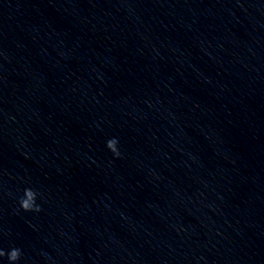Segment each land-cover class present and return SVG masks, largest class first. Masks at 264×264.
<instances>
[{"label":"clouds","instance_id":"clouds-1","mask_svg":"<svg viewBox=\"0 0 264 264\" xmlns=\"http://www.w3.org/2000/svg\"><path fill=\"white\" fill-rule=\"evenodd\" d=\"M118 141L113 138L107 141L106 146L115 155L119 156V151L117 148ZM38 193L31 188L24 190V196L20 199V206L24 211H36L39 212L40 206L35 203ZM7 255L10 262L17 261L21 256V250L18 248H13L9 252L5 253L3 249H0V257Z\"/></svg>","mask_w":264,"mask_h":264}]
</instances>
